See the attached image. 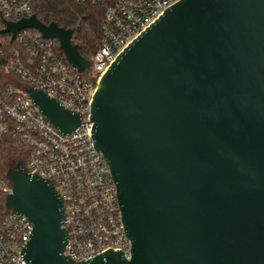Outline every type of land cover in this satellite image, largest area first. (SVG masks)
Wrapping results in <instances>:
<instances>
[{"label": "water", "instance_id": "1", "mask_svg": "<svg viewBox=\"0 0 264 264\" xmlns=\"http://www.w3.org/2000/svg\"><path fill=\"white\" fill-rule=\"evenodd\" d=\"M1 33L34 28L56 39L88 76L71 28L35 14ZM61 134L80 113L24 87ZM90 121L94 148L116 185L131 255L87 261L64 253L63 199L20 161L5 172L7 210L32 224L29 264H264V0H178L101 76ZM89 122V121H88Z\"/></svg>", "mask_w": 264, "mask_h": 264}, {"label": "built area", "instance_id": "2", "mask_svg": "<svg viewBox=\"0 0 264 264\" xmlns=\"http://www.w3.org/2000/svg\"><path fill=\"white\" fill-rule=\"evenodd\" d=\"M34 1L0 0V31L5 21L34 14ZM177 1L112 0L104 11L86 78L69 64L56 39L44 38L34 28L19 30L13 40L11 32H0V139L15 150L16 161L28 173L49 179L62 197L63 227L68 233L64 253L75 261L108 250L130 258L131 242L124 233L116 185L104 156L94 148L91 102L99 79L116 56ZM24 87L40 88L68 110L79 112L81 128L61 134L32 106ZM10 191V181L0 178V264H29L23 250L32 224L23 214L5 208Z\"/></svg>", "mask_w": 264, "mask_h": 264}, {"label": "trees", "instance_id": "3", "mask_svg": "<svg viewBox=\"0 0 264 264\" xmlns=\"http://www.w3.org/2000/svg\"><path fill=\"white\" fill-rule=\"evenodd\" d=\"M111 1L35 0L33 13L44 24L55 22L60 27L71 28L72 43L77 45L84 58L91 61L100 39L104 11ZM14 151L5 140L0 139V178L5 177V160L14 155ZM2 205L0 200V207Z\"/></svg>", "mask_w": 264, "mask_h": 264}, {"label": "rangeland", "instance_id": "4", "mask_svg": "<svg viewBox=\"0 0 264 264\" xmlns=\"http://www.w3.org/2000/svg\"><path fill=\"white\" fill-rule=\"evenodd\" d=\"M15 83H17V82H15ZM14 152H15V151H14ZM16 158H17V157H16V152L14 153V155L9 156L8 158H6L5 163H4L5 172H6V170L8 169V167H9L11 164H13V166L15 165V163L17 162V161H15Z\"/></svg>", "mask_w": 264, "mask_h": 264}, {"label": "flooded vegetation", "instance_id": "5", "mask_svg": "<svg viewBox=\"0 0 264 264\" xmlns=\"http://www.w3.org/2000/svg\"><path fill=\"white\" fill-rule=\"evenodd\" d=\"M13 167V164H11L8 168Z\"/></svg>", "mask_w": 264, "mask_h": 264}]
</instances>
